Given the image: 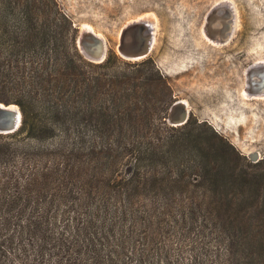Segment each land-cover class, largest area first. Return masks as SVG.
Masks as SVG:
<instances>
[{
    "label": "trees",
    "instance_id": "1",
    "mask_svg": "<svg viewBox=\"0 0 264 264\" xmlns=\"http://www.w3.org/2000/svg\"><path fill=\"white\" fill-rule=\"evenodd\" d=\"M54 13L0 0V264H264V158L164 129L152 61H86Z\"/></svg>",
    "mask_w": 264,
    "mask_h": 264
},
{
    "label": "rangeland",
    "instance_id": "2",
    "mask_svg": "<svg viewBox=\"0 0 264 264\" xmlns=\"http://www.w3.org/2000/svg\"><path fill=\"white\" fill-rule=\"evenodd\" d=\"M42 1L56 12L53 15L67 20L63 23L67 41L73 40L84 60L99 63L111 53L130 64L146 58L152 61L165 79L171 100L160 122L164 129L184 123L169 120V107L179 100L186 118L210 126L222 144L244 160L264 158V93H245L246 83L248 88L258 80L246 76V67L264 63V0ZM134 22L150 24L152 39L146 55L129 59L117 46L124 26ZM92 35L100 41L94 57L102 44L101 61L81 52V45L87 49ZM126 171L124 166L120 170Z\"/></svg>",
    "mask_w": 264,
    "mask_h": 264
},
{
    "label": "flooded vegetation",
    "instance_id": "3",
    "mask_svg": "<svg viewBox=\"0 0 264 264\" xmlns=\"http://www.w3.org/2000/svg\"><path fill=\"white\" fill-rule=\"evenodd\" d=\"M212 9H215V7ZM151 28L152 26L150 24L143 22H134L131 24H127L126 26H124V28L121 31L117 49L121 47L124 49V52L133 56V58H129V59H136L139 57H143L144 55L147 54L149 44L151 43V39H152ZM227 35L228 33H226V37L224 39L228 37ZM258 66H263L264 68V63L253 62L246 67L247 70L246 76L248 78L250 77V80L252 77V81L256 80L257 77L259 80V81L257 80L258 82L257 81L255 82L256 83L255 85H252L248 88L246 83L245 93L247 94V96L264 93L262 91L264 89V71L263 72L257 71L256 68H258ZM260 85L262 86V89L259 88ZM174 102H177L178 104L181 103L179 100ZM187 119L188 118L185 117L184 122Z\"/></svg>",
    "mask_w": 264,
    "mask_h": 264
},
{
    "label": "water",
    "instance_id": "4",
    "mask_svg": "<svg viewBox=\"0 0 264 264\" xmlns=\"http://www.w3.org/2000/svg\"><path fill=\"white\" fill-rule=\"evenodd\" d=\"M86 34V33H84ZM99 40L95 38L94 35H92L91 37L88 38V45H87V49H85L86 47H84L83 45H81L82 50L81 52L83 53L84 56H86L89 59H94L97 61H101L103 58V53L101 57H94V47L95 44H99ZM84 47V48H83ZM118 51L120 52V54L125 57V58H133L132 55L127 54L126 52H124L123 48H118ZM144 53V52H143ZM143 55V54H142ZM11 103L8 104H3L0 102V133H8L11 132L13 130H15L19 123H20V112L18 110V107L15 104L16 107V112H17V116L14 114L12 115L11 110L7 109V105H9ZM181 105L178 104L177 102H174L170 105L169 110H170V114L169 115V120L172 121L175 124H181L184 122L185 117H186V113L184 112V108L181 111ZM177 111L179 112L176 115H173L174 112L177 113Z\"/></svg>",
    "mask_w": 264,
    "mask_h": 264
},
{
    "label": "bare ground",
    "instance_id": "5",
    "mask_svg": "<svg viewBox=\"0 0 264 264\" xmlns=\"http://www.w3.org/2000/svg\"><path fill=\"white\" fill-rule=\"evenodd\" d=\"M97 46H98L97 49H95V57H101L102 53H103V49H100L102 47V44L97 45ZM6 108L11 110L12 115L15 114L17 116L15 105L9 104V105H7Z\"/></svg>",
    "mask_w": 264,
    "mask_h": 264
}]
</instances>
